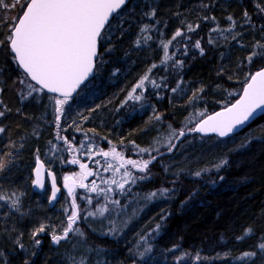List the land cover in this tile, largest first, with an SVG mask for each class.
<instances>
[{"label":"trees","instance_id":"obj_1","mask_svg":"<svg viewBox=\"0 0 264 264\" xmlns=\"http://www.w3.org/2000/svg\"><path fill=\"white\" fill-rule=\"evenodd\" d=\"M257 3L264 5V0H132L129 8L134 7V11H125L113 21L111 42L104 41L111 51L105 50L104 44L100 46L94 77L69 102L71 106H65L59 128L55 120L57 97L45 92L27 96L32 83L18 68L7 44L0 45V101L11 109L0 107L5 110V116L0 117V126L5 127V133L0 134V151L12 153L4 157L8 167L0 172V194L15 193L20 198V211L0 202V264H24L25 259L29 264H72L75 253L66 241L53 244L45 233L37 237L42 241L37 247L31 239L33 228L41 222L57 234L66 224L60 216L63 213H57L59 203L49 210V192L37 194L32 189L36 162L43 161L56 173L48 157L53 145L59 143L58 136L67 138L69 148L79 149V153L70 150V156L84 161L111 147L124 150L129 158L141 153L139 148L153 149L157 159L144 179L126 185L130 187L126 193L133 196L135 192L145 195L170 190L160 201L145 206L117 237L98 235L82 224L92 248L84 257L88 264H177L178 257H183L180 264H264V252L257 247L264 239V116L226 140L189 131L200 120L235 102L245 76L264 67L259 56L264 49L254 47L257 41L264 44V14L256 9ZM152 8L156 9L155 18L144 17ZM245 10L250 24L243 16ZM18 12L0 10V15L9 21ZM205 16L215 17V21L204 20ZM143 24L152 26L148 34L153 39L149 46L141 42L136 46L135 41L144 34L140 32ZM188 24L200 27L188 33ZM178 28L191 39L178 37L173 41L168 49L171 59L161 66L163 49L155 44V38L167 42ZM213 28L217 31H211ZM7 34L8 29L0 27V39ZM197 39L203 55L192 46ZM253 51L258 55L249 64L246 58ZM177 61H183L182 65ZM153 64L157 67L150 79L162 86L155 88L149 83L143 99L123 104ZM178 82L179 88L172 93L170 89ZM193 93L198 98L189 103ZM180 130L185 132L183 137ZM160 139L171 140L176 147L170 153L168 144L157 148ZM9 142L15 147L5 149ZM196 172L201 175L196 176ZM248 227L253 233L238 240ZM141 237L151 246L143 260L136 254L145 245ZM16 239L24 244V250L18 248ZM244 252L256 255L244 258Z\"/></svg>","mask_w":264,"mask_h":264},{"label":"snow or ice","instance_id":"obj_2","mask_svg":"<svg viewBox=\"0 0 264 264\" xmlns=\"http://www.w3.org/2000/svg\"><path fill=\"white\" fill-rule=\"evenodd\" d=\"M130 0H0V10L7 12L12 9H19L18 15L12 20L5 21L3 15H0V27H6L8 34L0 39V45L5 43L9 47L11 53H13V59L23 69V74L26 77H30L31 81L35 82V85H28L27 96H31L32 92H43L59 94L60 98H54L55 113H56V127L59 128V121L65 112V106L70 107V101L73 99V94L77 92L82 84L93 75V69L99 60L101 55L100 46L104 44V41L111 42V31L113 30V21L120 19L125 11H134L133 8H129ZM259 13L264 14V5L257 3L255 5ZM179 15V13H177ZM144 17L149 19L155 18L156 9L152 8L148 12L143 13ZM243 16L247 23H251V17L247 10L244 11ZM204 20H213L215 17L205 16ZM233 23V18L229 16L227 18ZM158 23V21H157ZM149 24H143L140 28L141 33H148L150 29ZM200 27L199 24L193 26L192 24L187 25V32H195ZM264 30V25L261 26ZM211 31H217L216 28ZM232 31L231 28L228 29ZM120 35L123 34L122 25H120ZM191 39L186 33L178 28L167 42H161L163 44V59L161 64H165L171 57L168 55L169 45L177 38ZM145 43L152 39V35H146L141 37ZM141 38H137L135 41L136 46H140ZM232 39H236L235 36ZM209 44L213 43V40L209 38ZM195 49L200 51V54H204V48L201 45V40L197 39L192 45ZM260 47L264 49V44L257 41L254 47ZM188 45L184 44V48L187 49ZM104 48L107 51H111L107 44H104ZM186 54V52L184 53ZM258 54L253 51L246 59L249 64L252 63L253 57ZM260 58L264 59V52L259 53ZM178 65H182L183 61H177ZM157 65L153 64L151 68L139 79V81L132 87L131 91L127 95V99L124 103L129 100L140 101L143 99V92L146 91V82L150 83L153 87L159 88L162 85L157 84L155 79H150L152 69L156 68ZM163 79V78H162ZM24 83V80L20 81ZM38 85L39 87H36ZM180 82L177 83L176 87H172L170 91L175 93L179 88ZM167 88V85H163ZM140 91L137 94V90ZM3 91V89H0ZM198 92H202L203 89H198ZM25 96L24 98H27ZM198 97L196 93H193L189 103H192ZM0 107L5 108L6 111H11L3 105V101H0ZM5 110H0V117L5 116ZM94 110V109H93ZM19 111V110H18ZM257 111H264V67L259 68L254 72H249L245 76V83L241 89V94L235 102L225 106L222 111L215 112L214 114L208 115L206 118L200 120L195 127L190 128V132L199 133H215L219 137H229L234 132L244 126ZM203 116L204 113L199 114ZM156 119H160L159 116ZM5 133V127L0 126V134ZM175 135V132L173 133ZM185 132L180 130L179 136L183 137ZM58 139H64L67 143V138L57 137ZM168 152L176 147L169 140ZM15 144L9 142L4 145V148H14ZM22 147V145H21ZM69 147L71 145L69 144ZM81 148L84 147V143H81ZM139 148V146H137ZM89 151H91L89 149ZM141 153L148 152L150 155L149 159L144 160H133L127 159L122 153L117 152L115 148L110 151L100 150L97 155H102L107 158L111 156L113 159L120 161V166L123 167L125 164L131 165L132 168L138 169L140 172H147L149 166L157 159L156 156H151L153 149L139 148ZM155 151H158L156 149ZM12 155L8 151H0V172H3L8 163L4 160L5 156ZM72 164H79L81 168L80 173H76L71 176L63 177L64 188L67 189V193L71 196V207L72 211L67 214L66 224L61 229L60 233L57 232L49 225L41 222L31 232V239L35 246H39L42 241L38 239L41 234H49L53 244L59 245L61 241H67L70 238V233L83 237L84 232L77 226L78 221L81 219L80 208L76 203V189H86L88 192L97 193V195H105L111 192V187L104 189L99 188L98 185L93 181L92 185L89 186L84 183V179L87 176L96 175L92 170L88 169L87 164L80 163L79 160L73 158ZM99 164V161L96 162ZM227 161H222V164ZM222 165H217L219 168ZM114 165L108 164L104 170L113 168ZM44 165L38 163L35 167V179L32 181L33 185L43 189L44 188V177L42 175V169ZM119 171V168L116 169ZM167 170V169H165ZM51 176V197L50 202L57 199V194L60 192V188L56 186V177L52 173H48ZM196 176H200L201 172H196ZM145 177H136L134 174L125 170L122 176V182H117L115 179L110 181H103L109 185L116 184L121 192L125 191L126 184H134L137 179H144ZM222 179V177H221ZM99 188V191H98ZM160 195H166L170 190L165 188L161 189ZM0 192H3L2 186H0ZM157 196V192L153 191L149 193L145 198L152 199ZM15 197V198H13ZM88 204L92 203L91 197H85ZM0 202L7 205L10 209L20 211V198L15 193L12 195L0 194ZM114 205H119L120 201H111ZM98 213L101 217L106 212H109L107 204H103L98 208ZM97 211H88L84 219L87 217L97 216ZM115 212V209L112 210ZM23 215V213H21ZM109 223L115 225V221L109 218ZM160 225H156L158 230ZM116 228L112 227L109 229L108 234H115ZM253 233V229L248 227L244 230L243 235L237 237L238 240H243L249 237ZM23 235L22 233L20 234ZM141 240L147 245V238L141 237ZM16 245L20 250H24V244L21 243L20 239H16ZM257 247L264 252V239L257 244ZM151 252V246L147 245L143 252L138 253L139 259L143 260L146 253ZM34 256L35 253H32ZM256 252H244L243 257H254ZM200 259L199 256L196 257ZM183 257L177 258V264ZM24 264H29V261L25 259ZM75 264V262H74ZM79 264H88L85 258H81ZM99 264V262H98ZM135 264V261H134Z\"/></svg>","mask_w":264,"mask_h":264},{"label":"rangeland","instance_id":"obj_3","mask_svg":"<svg viewBox=\"0 0 264 264\" xmlns=\"http://www.w3.org/2000/svg\"><path fill=\"white\" fill-rule=\"evenodd\" d=\"M155 33L157 34L156 31ZM146 35H149V34L148 33L143 34V36H146ZM151 40L145 43L144 39H142L141 43H143L144 46H149V44H151ZM159 42L160 41L157 38H155V44L158 43V48L163 49V44ZM161 66L163 65L161 64ZM148 84L149 83L146 82V85H145L146 88ZM140 91L142 90L138 89L137 94H139ZM144 93H146V91L143 92V95ZM47 102H50V100L47 99ZM131 102L137 103L139 101L129 100L127 103H131ZM123 104H126V103L123 102ZM61 138H64V137H61ZM57 140L59 143L53 145L54 147L51 151V154L48 157L49 158L48 161L55 168L57 176H58V181L60 182L61 187H63V182H64L63 177L71 176V175L81 172V168L79 164L71 163V160L73 158L77 159V157L75 155H72V156L69 155L72 150L76 153L78 151L79 153V149L69 148V144L66 143L64 139H57ZM157 143L159 146H157ZM157 143L155 142L154 145L156 144L157 148L163 149L164 146H167V144L169 145V140L164 141L160 139L157 141ZM111 149H113V147L107 150H103V151H110ZM115 149L117 152H120L123 154V156L125 157V160L133 159V160L140 161V160L150 158L149 154H146L147 156L146 157V156H141V153L136 154L134 157L132 156L133 158H129L127 153L124 152V150L120 151L118 150V148H115ZM151 156H153L152 153H151ZM79 161L80 163L87 164L88 169L92 170L94 173H97L96 175L87 176L84 179L85 184L91 186L94 181L96 185L99 186V188L107 189L111 187L112 189L111 192L107 193V198L103 194L98 196L97 193L88 192L86 189L76 190V203L79 205L80 215H81V219L78 221L77 226L80 229H81V225L84 224V229L89 227L93 232L97 233L98 235L108 236V237H114L116 235H121L128 228V226L132 223V221L137 216H139L140 213L145 209V206L149 204H154L160 201L161 199H163L164 195L161 196L158 193L156 197H153L150 200L145 198L149 193L145 195H140L139 193L135 192L133 196H129L128 193H126V190L129 189L130 187L129 186L127 187L126 186L127 184L125 185V191L121 192V190L117 187L116 184L109 185L103 182V181H110L112 179H115L117 182H122V176L126 169L131 171L134 175H136V177H141L145 175L146 172H140L138 169L132 168L131 165L125 164L123 167H121L120 161L113 159L111 156L105 158L102 155H97V153L93 154L90 158L86 159L85 161L82 159H80ZM97 161H99V164L96 163ZM109 163L114 165V167L105 171L104 169L107 168V165ZM117 168H119V171L116 170ZM99 188H98V191H99ZM120 193H122L121 196H120ZM85 197H91L92 203L88 204L86 202ZM117 199L120 201L119 205H114L111 203V201L117 200ZM59 204L60 205L57 207V213L59 215L63 213V215H60V216L62 217L64 221H66L67 214L72 211L71 199H68L67 197H65V200L60 201ZM103 204H107L110 211L106 212L104 216L101 217L97 210ZM113 209H115V212L112 211ZM88 211H97V216L95 217L89 216L87 217V219H84L83 217ZM109 218L115 221V225L109 223ZM112 227L116 228L115 234L105 235V233H108L109 229ZM87 239L88 238H86L85 235L81 237L79 235H74L70 233V238L66 242L67 244L70 245V247L73 248L72 252L75 253L73 256L72 264H74V262L75 264H79V261L82 258V256L84 258L88 254L91 253L90 249L92 248L90 244L88 243ZM147 245L145 244L143 249L141 248V250L138 249L136 254L138 255L139 252H143Z\"/></svg>","mask_w":264,"mask_h":264},{"label":"water","instance_id":"obj_4","mask_svg":"<svg viewBox=\"0 0 264 264\" xmlns=\"http://www.w3.org/2000/svg\"><path fill=\"white\" fill-rule=\"evenodd\" d=\"M131 1H132V0H130V2H131ZM12 55H13V53H12ZM15 62H16V61H15ZM16 64H17V62H16ZM17 66H18V68L23 72V69H22L18 64H17ZM95 69H96V66H95V68L93 69V75H91V76L89 77V79H88L87 81H85V83L82 84V85L80 86V88L77 90V92L73 94V99L76 98V96H77L78 92L81 90V88H82L83 86H85L89 81H91V80L93 79L94 74H95ZM27 78H28V80H29L33 85H35V82H34V81H31V80H30V77H27ZM36 87H39V86L36 85ZM43 92H45V93L48 94V95H52V96L59 97V94L48 93L46 90L43 91ZM221 111H222V110H221ZM262 116H264V111H257V113L253 116V118H251V119H250V120H249L244 126L238 128V129L234 132V134L230 135L229 137H219V136H218L217 134H215V133H208V134L199 133V132H194V133H196V134L199 135L200 137H215V138H218V139H220V140H226V139H228V138H230V137H232V136H235V135L240 134V133H241V132H242V131L248 126V125L252 124L253 122H255L256 120H258V119H259L260 117H262ZM205 118H206V117H205ZM38 163H42V164L44 165V168L42 169V175H43V177H44V188H43V189H40V188H38V187H36V186H34V185L32 184V189H33L34 192H36V193H38V194H43V193H45V192L48 190V191H49V197H48V208H49V210H53V209L55 208L56 204L58 203V201L60 200L62 193H64V194H65L68 198H70V199H71V196L68 195V193H67V189L64 188V186H63V189L59 186L58 181H57V178H56V186H57L58 188H60V192L57 194V199H56L55 201H51V202H50V197H51V176L48 175V173L50 172V173H52V174H54V175H55V173H54L53 171L49 170V169L47 168V166L45 165V163H43L42 161H38V162H36V164H35V166H34V169H35V167L37 166ZM34 169H33V172H32L33 180L35 179V171H34ZM55 177H56V175H55ZM63 184H64V182H63ZM78 189L81 190V188H78Z\"/></svg>","mask_w":264,"mask_h":264}]
</instances>
